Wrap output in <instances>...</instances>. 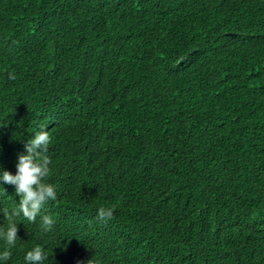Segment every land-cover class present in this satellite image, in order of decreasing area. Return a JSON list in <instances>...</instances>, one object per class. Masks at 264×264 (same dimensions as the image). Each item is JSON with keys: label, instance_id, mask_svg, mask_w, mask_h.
Here are the masks:
<instances>
[{"label": "trees", "instance_id": "1", "mask_svg": "<svg viewBox=\"0 0 264 264\" xmlns=\"http://www.w3.org/2000/svg\"><path fill=\"white\" fill-rule=\"evenodd\" d=\"M41 130L56 223L6 264H264V0H0V169Z\"/></svg>", "mask_w": 264, "mask_h": 264}, {"label": "clouds", "instance_id": "2", "mask_svg": "<svg viewBox=\"0 0 264 264\" xmlns=\"http://www.w3.org/2000/svg\"><path fill=\"white\" fill-rule=\"evenodd\" d=\"M8 78L16 77L10 73ZM50 136L47 130H41L33 134L25 143L24 153L17 158L16 171L0 169V187L10 185L14 188L15 195L19 197L17 205L8 213H3L9 220L6 229L0 228V264H6L10 259V249L17 245L18 225L14 218L35 223L40 218L39 227L43 233L53 231L55 219L51 215L42 214L44 206L57 200L56 187L45 182L50 175L51 160L46 155L50 144ZM5 190V188H4ZM6 191V190H5ZM115 206H100L96 209V219L106 223L114 219ZM47 254L39 245L27 251L23 257L24 264H44Z\"/></svg>", "mask_w": 264, "mask_h": 264}, {"label": "water", "instance_id": "3", "mask_svg": "<svg viewBox=\"0 0 264 264\" xmlns=\"http://www.w3.org/2000/svg\"><path fill=\"white\" fill-rule=\"evenodd\" d=\"M184 62V58H182L180 61H179V65H181L182 63Z\"/></svg>", "mask_w": 264, "mask_h": 264}]
</instances>
